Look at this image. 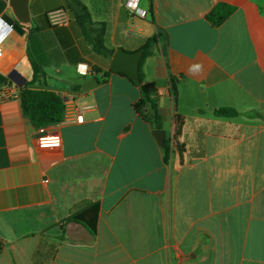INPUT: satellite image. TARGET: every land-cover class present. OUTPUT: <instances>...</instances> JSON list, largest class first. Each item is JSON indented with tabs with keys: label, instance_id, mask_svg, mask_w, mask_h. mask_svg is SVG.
<instances>
[{
	"label": "crops",
	"instance_id": "1",
	"mask_svg": "<svg viewBox=\"0 0 264 264\" xmlns=\"http://www.w3.org/2000/svg\"><path fill=\"white\" fill-rule=\"evenodd\" d=\"M78 1L114 52L162 34L142 70L170 143L182 119V153L163 162L139 90L109 72L113 55L94 52L66 0H26L23 14L0 0L23 31L1 44L0 264H264V0H138L144 17L130 0ZM218 4L234 10L214 27ZM29 82L64 99L63 120L43 128L56 153L38 151L22 114ZM93 206L94 235L71 221Z\"/></svg>",
	"mask_w": 264,
	"mask_h": 264
},
{
	"label": "trees",
	"instance_id": "2",
	"mask_svg": "<svg viewBox=\"0 0 264 264\" xmlns=\"http://www.w3.org/2000/svg\"><path fill=\"white\" fill-rule=\"evenodd\" d=\"M68 6L75 11V18L82 27L85 37L88 39L94 52L103 57L109 58L113 55L114 51L109 50L104 45L105 26L103 23H98L97 28L91 30L89 34V27L95 25L87 10L78 0H66ZM234 8L225 4H218L207 16L208 21L214 27L219 26L232 12ZM161 33H153L149 37L145 38L139 50L142 52L139 60L138 75L136 79H130L126 74L118 73L126 77L137 89L139 90V99L134 103V110L147 122L154 130H162V121L160 118L158 96L154 89L148 86L145 82V75L142 70V66L148 57H151L162 40ZM31 64L33 75L40 73L41 71L33 62L30 55L28 56ZM109 72L113 73L111 70ZM9 80L0 74V86L8 85ZM169 91L174 100L177 96L176 85L174 81L170 80ZM18 97L22 114L30 120L32 125L37 129H43L47 126L56 125L60 123L65 115L64 99L58 93L46 89L35 87L33 83H26L18 89ZM217 116L221 117H235L239 113L229 108H218L214 111ZM174 133L172 137V143L170 140L165 139V145L161 149L163 154V162L168 163L171 148H175L179 154L182 153V146L176 143V138L180 135L182 128V119L178 116H174ZM98 217V207L93 206L82 213L74 216L71 221L84 226L92 235L96 233ZM63 230V226H61ZM62 238V237H61ZM4 247L3 241L0 240V250Z\"/></svg>",
	"mask_w": 264,
	"mask_h": 264
},
{
	"label": "water",
	"instance_id": "3",
	"mask_svg": "<svg viewBox=\"0 0 264 264\" xmlns=\"http://www.w3.org/2000/svg\"><path fill=\"white\" fill-rule=\"evenodd\" d=\"M25 1L26 0H10L16 13L18 14H23L25 9ZM3 20H5L9 25H11L12 30L18 33L23 32L18 22L14 21L13 19H10L7 16H5ZM141 55L142 52L140 50L129 53L124 51L123 49H117L112 56L109 68L112 72L126 74L130 79L134 80L138 75L139 60L141 58ZM15 73V70L12 71V73L8 75V78L13 79V75ZM153 135L158 145L163 148L165 145L164 131L154 130Z\"/></svg>",
	"mask_w": 264,
	"mask_h": 264
},
{
	"label": "built area",
	"instance_id": "4",
	"mask_svg": "<svg viewBox=\"0 0 264 264\" xmlns=\"http://www.w3.org/2000/svg\"><path fill=\"white\" fill-rule=\"evenodd\" d=\"M138 0H130L127 3V7L132 12H136L139 16L144 17L145 11H142L137 8ZM12 31L11 25H9L5 20L0 19V61L3 58V54L1 51V44L7 35ZM81 116L77 117L78 120H81ZM36 143L38 147V151L41 154H52L56 153L60 150V139L56 135H51L47 133L45 130L40 129L36 135Z\"/></svg>",
	"mask_w": 264,
	"mask_h": 264
}]
</instances>
